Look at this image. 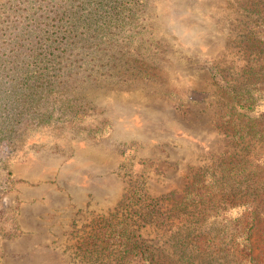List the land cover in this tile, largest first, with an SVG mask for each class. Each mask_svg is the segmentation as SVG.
<instances>
[{
	"label": "rangeland",
	"instance_id": "obj_1",
	"mask_svg": "<svg viewBox=\"0 0 264 264\" xmlns=\"http://www.w3.org/2000/svg\"><path fill=\"white\" fill-rule=\"evenodd\" d=\"M98 1L62 70L47 66L67 83L38 110L47 124L33 118L0 145V264H146L101 249L109 219L135 220L158 264H246L226 199L251 191L243 173L264 185V142L235 137L225 121L241 92L264 111V0ZM51 6L0 0V28L42 27ZM196 181L214 204L174 209ZM144 197L158 202L151 216ZM251 244L264 260V222Z\"/></svg>",
	"mask_w": 264,
	"mask_h": 264
},
{
	"label": "trees",
	"instance_id": "obj_2",
	"mask_svg": "<svg viewBox=\"0 0 264 264\" xmlns=\"http://www.w3.org/2000/svg\"><path fill=\"white\" fill-rule=\"evenodd\" d=\"M36 1L39 6L52 4L53 17L50 21H44L42 27L35 22L28 27L27 25L20 26L22 21L20 19V22L12 21L0 28V145L13 144L22 132L30 130L33 118L37 119L39 124H47L51 113L45 110L38 113V110L46 104L50 93L60 90V87L66 90L67 87V83H60L58 79L47 77V66H49V62H52L53 64L50 66H54L55 70L60 72L63 68L61 58L67 48L74 47L81 40L78 30L88 28L90 22L98 21L97 10L100 9L98 0ZM90 2L95 5L84 7L86 3ZM13 14L21 18L22 16L28 17L26 14L17 13V11ZM109 16L103 15L101 18L104 20ZM262 48L264 46L261 47L263 54ZM56 58L58 59L56 60ZM3 83H7V87ZM262 83H264V76ZM243 92H247V90L245 89ZM255 104L256 101L253 98L241 92L239 98L232 100L229 105L230 116L226 117L225 123L230 129L232 127L234 136L239 139L248 137L251 140L264 142V111H255ZM70 108L69 111L74 113L73 117L81 113L82 107L77 103L70 105ZM255 175L253 172V176L248 177L243 173L242 180L246 183V189H251V191L246 190L239 198L231 194V199H226L231 204L230 208L236 209L240 213V258L246 260V264H264V260H259L252 254L253 230L257 223L264 222V196L258 197V194L264 192V185L256 179ZM199 184L201 183L198 181L189 184L186 187L185 195L174 204L173 208L185 210L192 204L206 207L214 204L212 198L205 199V196L209 197L206 186L199 187ZM259 189L261 190L256 195L255 192ZM253 193L255 197L251 196ZM140 196L143 197L141 190L138 198H141ZM147 200L144 209L147 215L151 216L155 212L158 202L155 198H142V201ZM122 206H124L123 201L118 205V208ZM134 214L139 215V219L142 221V214L136 212ZM136 223L135 220L132 221V224L114 223L111 219L107 220L109 231L105 228L104 235L106 236L103 241L106 246L101 249L103 251L115 249L118 258H122L126 254L139 255L146 264H158L157 260L160 255L150 249L149 245H145L144 240L135 236V231L138 228L132 226ZM117 229L121 230L116 231ZM161 264L168 263L163 261Z\"/></svg>",
	"mask_w": 264,
	"mask_h": 264
}]
</instances>
